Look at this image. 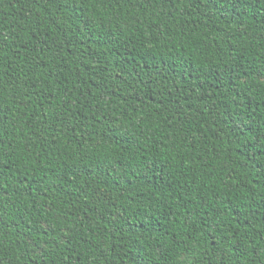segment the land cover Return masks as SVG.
<instances>
[{
	"label": "trees",
	"instance_id": "trees-1",
	"mask_svg": "<svg viewBox=\"0 0 264 264\" xmlns=\"http://www.w3.org/2000/svg\"><path fill=\"white\" fill-rule=\"evenodd\" d=\"M0 264H264V0H0Z\"/></svg>",
	"mask_w": 264,
	"mask_h": 264
}]
</instances>
